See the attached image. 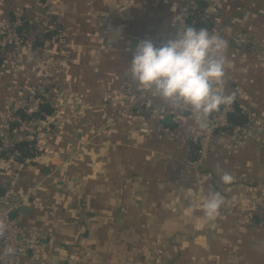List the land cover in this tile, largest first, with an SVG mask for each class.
Segmentation results:
<instances>
[{
    "label": "crops",
    "instance_id": "0c3cea01",
    "mask_svg": "<svg viewBox=\"0 0 264 264\" xmlns=\"http://www.w3.org/2000/svg\"><path fill=\"white\" fill-rule=\"evenodd\" d=\"M206 1L94 0L110 57L85 64L91 48L77 42L62 82L77 89L80 101L87 97L93 110L71 116L69 95L56 97L55 89V100L45 99L51 112L38 117L51 119L38 123L44 150H31L25 162L5 152L0 159V190L12 184L22 196L12 215L32 240L18 264H264V52L251 51L249 43L264 38V0L223 3L219 36L228 47L218 91L234 95L254 120L241 125L244 139L235 144L228 132L216 131L203 163L194 165L200 130L191 113L170 109L129 72L141 40L160 46L175 36L174 23L209 30L211 23L199 15ZM85 9L83 0H0V31L16 16L25 23L49 16L73 27V41L87 40ZM106 20L107 31L101 27ZM6 53L0 52L3 61ZM1 64L0 118L8 107L28 104L38 81L30 69L12 73ZM106 79L110 88L125 81L142 91L147 108L128 112L121 102L106 110ZM57 103L64 107L60 113ZM16 137L28 145L36 141ZM223 173L232 182L223 183ZM209 192L224 198L214 220L203 212Z\"/></svg>",
    "mask_w": 264,
    "mask_h": 264
},
{
    "label": "clouds",
    "instance_id": "9594fccd",
    "mask_svg": "<svg viewBox=\"0 0 264 264\" xmlns=\"http://www.w3.org/2000/svg\"><path fill=\"white\" fill-rule=\"evenodd\" d=\"M178 25L175 36L162 40L156 46L152 40H141L130 61L131 79L144 91L157 97L172 110H188L198 129H208L210 117L220 106H230L234 95L218 91L225 77L227 41L210 33L207 28H196L184 23ZM223 183L232 182L228 173L221 175ZM224 198L219 192H209L203 200V212L214 220ZM8 230L0 219V236ZM12 245L4 255H13Z\"/></svg>",
    "mask_w": 264,
    "mask_h": 264
},
{
    "label": "built area",
    "instance_id": "2783aa9c",
    "mask_svg": "<svg viewBox=\"0 0 264 264\" xmlns=\"http://www.w3.org/2000/svg\"><path fill=\"white\" fill-rule=\"evenodd\" d=\"M224 1L225 0H207L199 13L204 21L211 23L209 28L210 33L219 35L221 31L222 23L220 21V14ZM21 18L16 19L13 22V25L6 29L5 36L0 38V52H4L9 48V52L5 54L6 58L1 62L2 64L0 63L1 67L3 70L8 69L12 73H16L21 68L17 61L19 49L22 48L25 40V34L22 31H18L19 28L20 30L21 28H24V24H22L24 23V18ZM20 19L23 20V22H21ZM249 43H251V51L264 52V38ZM118 91L122 92L118 97L123 99L124 102H127L122 105L124 106V110H128L129 112L131 108L140 109L142 106L147 108L148 102L143 97L142 91L137 92L135 90L133 92L132 88L128 85L121 86ZM29 99L30 102L23 107H8L6 111L2 113V117L0 118V159L2 157L1 153L4 151L5 154L11 156L12 160L15 162L17 160L15 155L19 154L15 148V144L20 140H17L16 134L23 139H37V134L43 135V132H45L42 129L44 126H38V123L45 122L47 124V122L51 121L48 117L42 119L33 116L40 110L39 107L41 104L45 103L46 98L31 95L29 96ZM56 106L57 105H55V107ZM234 108V103L230 106L221 105L220 110L211 115L208 129L204 132L200 131L196 138L194 148L196 158L194 165L203 163L208 157L216 131L223 133L228 132V136L231 139L230 141L234 144L238 141L241 142L244 139L241 126H235L230 131L222 129L224 126L228 125L227 114L233 111ZM19 109H21L22 112H18ZM56 112L60 113L59 109L56 110ZM245 114L247 115L248 120L246 122L254 120L252 113L246 111ZM37 141L39 142V139ZM29 159L31 158L27 157L24 161H29ZM21 197L22 196L15 195L14 186L12 184H9L4 193L0 195V219L4 220L8 226V230L4 236H0V264H18L20 256L26 252L29 242L32 241L24 232L19 219L12 215L13 211L18 208L19 201L22 199ZM9 245L14 246L16 252L13 255H4V249Z\"/></svg>",
    "mask_w": 264,
    "mask_h": 264
},
{
    "label": "rangeland",
    "instance_id": "374dc122",
    "mask_svg": "<svg viewBox=\"0 0 264 264\" xmlns=\"http://www.w3.org/2000/svg\"><path fill=\"white\" fill-rule=\"evenodd\" d=\"M93 2L94 0H83V4L86 7L85 12L88 17L87 18L85 16L84 19L89 20L88 22L89 33L87 35V40L85 38H75V40L73 41L72 38L68 37V33L70 31L69 28L72 29L73 27H70V25L66 26L64 22H60L57 20L51 22L49 16H41V18L29 22L28 23L29 25L24 26V28H21V30L20 28L18 29V31H22L25 34L24 37L25 40L22 48L19 49V55L17 60L19 66H21L20 69H23L25 71L27 69L26 72L27 74L30 69V72H33L35 77L38 79V81H36L34 88H32V90L30 91L29 96L32 95L41 98H49L50 96L54 98L53 100H55V93H56L55 89H57L58 94L56 95V97L58 96L60 97L61 95H65V94L69 95L68 103H69V112L71 116H74L75 114H77V112L85 111L87 109L93 110L94 108V106L86 102L87 97L84 100L80 101V99L78 98V96H80V93L77 92V89L74 90L67 89L64 88V86H62V82L65 79V78L63 79V76H65L68 71L69 61L71 60V56H72L71 49L74 46L77 47V42L81 44L83 43L88 44L90 46L91 53L84 54L85 58L83 59V61L85 64L88 63L97 64L98 60L103 61V59H108L110 57L109 55V51L111 49L110 39L104 36H99V28H98L99 23L97 22L99 21L98 19L100 18L98 15H96V13H98V10L97 9L93 10L91 8ZM21 10H22V15L25 16L23 13L25 9L20 7L19 11ZM16 19H19V16H16L15 19L11 20L9 23H7L1 28L0 38L5 36L6 29L12 26L13 22ZM20 21L23 22V20L21 19ZM48 24H54L53 27L55 31L53 32V37L51 39L46 40L44 44L41 45L40 47H33L32 41L35 35L44 31L45 28L48 27L47 26ZM101 27H103L104 30L107 31L110 27V23L106 20V23L102 24ZM46 49H50L51 53H48L47 55ZM95 50H97L96 54L94 52ZM5 51L9 52V48H7ZM42 51L45 53H42ZM3 57L6 58V55H3ZM23 70L20 71L23 72ZM106 80L107 82L106 84H104L103 82H105ZM106 80H102V83L105 85V89H103L101 92L102 95L101 100L103 101L102 103H105L106 110H109L110 108L115 109V106H117L121 102L124 103L123 99L118 97L122 94V92H119L118 90L121 88V86H126V85H128L129 87L131 86L129 85L128 82L121 81L117 84L114 83L116 87L110 88L111 81H108V79ZM46 84L48 85L46 86ZM50 85H54V89L50 88ZM55 104H54V108H55ZM56 108L60 109L64 107H62V105L57 103ZM58 120H61V118L59 117ZM37 140L38 139H36L34 143H31L29 145L27 144L25 147L22 148L23 149L22 151L23 152L27 151V148H28V152H30L31 150L39 151L38 147H41V149L44 150L46 146L45 140L44 142L42 141L43 143L42 145L41 143H39L41 141L39 140L38 142ZM25 158H27V155L18 160L25 162L24 161Z\"/></svg>",
    "mask_w": 264,
    "mask_h": 264
},
{
    "label": "trees",
    "instance_id": "16d2710c",
    "mask_svg": "<svg viewBox=\"0 0 264 264\" xmlns=\"http://www.w3.org/2000/svg\"><path fill=\"white\" fill-rule=\"evenodd\" d=\"M205 3L206 2H204V4L200 7V10L205 5ZM198 23H200V22H197V24ZM24 24H25L24 26L29 25L28 23H24ZM200 24L204 25L205 23L202 22ZM47 26L48 27H46L44 31L35 35V37L32 41L33 47H40L41 45L44 44V42L46 40L51 39L53 37V32L55 31V29L53 27L54 24H48ZM2 61H3L2 57H0V63ZM234 105H235L234 110L227 114L228 125H226V126H224V128H222L225 131H230L235 126H241L247 121V115L243 112V110L239 107V105L236 103H234ZM39 109L40 110L34 114L35 117H41L44 114V113L43 114H41V113L44 111L46 113L51 112V107L46 102L41 104ZM26 145H27V142H24V141L18 142L15 144V147H16L17 151L19 152V154L15 155L18 159H21L22 157L31 154L28 152V148H27V151H25V152L22 151L23 150L22 148L25 147Z\"/></svg>",
    "mask_w": 264,
    "mask_h": 264
},
{
    "label": "water",
    "instance_id": "95a60500",
    "mask_svg": "<svg viewBox=\"0 0 264 264\" xmlns=\"http://www.w3.org/2000/svg\"><path fill=\"white\" fill-rule=\"evenodd\" d=\"M132 44L134 45L135 42H133ZM3 154H4V151L1 153V156H3ZM4 191H5V189L2 188V189L0 190V195H2V194L4 193Z\"/></svg>",
    "mask_w": 264,
    "mask_h": 264
}]
</instances>
